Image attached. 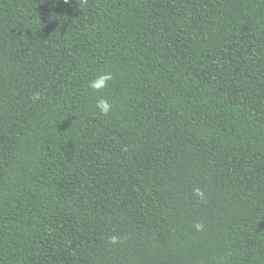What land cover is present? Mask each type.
I'll return each instance as SVG.
<instances>
[{
	"label": "trees",
	"instance_id": "1",
	"mask_svg": "<svg viewBox=\"0 0 264 264\" xmlns=\"http://www.w3.org/2000/svg\"><path fill=\"white\" fill-rule=\"evenodd\" d=\"M0 264H264V0H0Z\"/></svg>",
	"mask_w": 264,
	"mask_h": 264
},
{
	"label": "clouds",
	"instance_id": "2",
	"mask_svg": "<svg viewBox=\"0 0 264 264\" xmlns=\"http://www.w3.org/2000/svg\"><path fill=\"white\" fill-rule=\"evenodd\" d=\"M65 2H70V0H65ZM113 79V76L110 72H104L95 77L88 82V87L92 90L99 92L100 90L106 89L108 87L109 81ZM38 98V94H37ZM96 108L99 110L101 115L107 116L112 111L113 104L106 98H100L96 101ZM196 194L203 197V193L197 189ZM197 229L202 228V225L197 224ZM121 242V238L118 236H112L109 238V243L116 244Z\"/></svg>",
	"mask_w": 264,
	"mask_h": 264
}]
</instances>
